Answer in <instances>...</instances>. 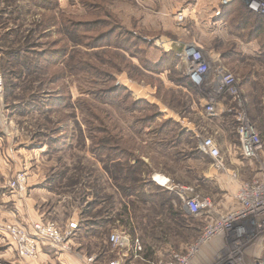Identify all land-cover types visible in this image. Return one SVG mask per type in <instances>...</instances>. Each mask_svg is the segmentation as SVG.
<instances>
[{
  "label": "rangeland",
  "instance_id": "rangeland-1",
  "mask_svg": "<svg viewBox=\"0 0 264 264\" xmlns=\"http://www.w3.org/2000/svg\"><path fill=\"white\" fill-rule=\"evenodd\" d=\"M250 1L0 0V264H34L20 256L7 226L40 219L76 222L72 249L58 251L84 263L118 257L114 232L141 240L142 258L125 264H152L197 245L221 211L189 214L178 187L217 204L225 197L206 178L216 159L199 146L211 138L228 162L230 147L239 146L237 110L263 142L256 171L242 168V180L264 183V14ZM188 45L205 52L210 78L219 67L235 75L241 109L219 97L218 116L210 117L209 90L185 81L179 53ZM20 173L26 190L11 186ZM215 240L213 262L199 253ZM232 256L264 260V227L238 240L228 232L212 238L194 263Z\"/></svg>",
  "mask_w": 264,
  "mask_h": 264
},
{
  "label": "built area",
  "instance_id": "built-area-1",
  "mask_svg": "<svg viewBox=\"0 0 264 264\" xmlns=\"http://www.w3.org/2000/svg\"><path fill=\"white\" fill-rule=\"evenodd\" d=\"M231 0H222L227 4ZM249 8L257 13L264 14V3L251 0ZM186 15L178 13V19L184 20ZM182 61L187 64V74L195 88L209 90L208 97H204L205 109L210 117L218 116V108L222 102L219 97L230 96L236 106L241 109L243 97L240 86L233 73L225 68H217L213 78H210L211 65L205 52L196 45H188L179 53ZM213 60L214 57L212 56ZM236 135L239 141L238 150L242 156L256 159L263 152L261 134L254 123H251L243 110H237ZM205 153H209L216 159V165L222 167V152L214 144L211 138L203 140L199 146ZM25 175L19 174L11 183L13 189L26 188ZM161 186L172 189L174 185L168 176L158 175L154 177ZM26 190V189H25ZM187 212L194 216L211 214L214 211V201L209 196H201L194 193L190 186L178 187ZM239 206L227 213H221L220 217L210 218L199 243L187 251L173 252L166 258H162L152 264H195L194 255L200 249L201 244L225 232L236 235L237 240L247 233L248 229L264 227V183L245 182L236 194ZM262 217V218H261ZM261 218V219H259ZM74 221L65 227L54 221L45 222L43 219L26 225L13 224L7 226V232L13 237L17 251L24 258L37 257L42 244H47L57 250H71L76 228ZM261 227V228H260ZM110 242L118 250V257L109 264H125L129 259L142 258L143 246L139 237H131L125 232H114L110 236ZM200 245V246H199ZM96 257H88V264H94ZM224 264H243L241 256H232ZM251 264H264V260H256Z\"/></svg>",
  "mask_w": 264,
  "mask_h": 264
},
{
  "label": "crops",
  "instance_id": "crops-1",
  "mask_svg": "<svg viewBox=\"0 0 264 264\" xmlns=\"http://www.w3.org/2000/svg\"><path fill=\"white\" fill-rule=\"evenodd\" d=\"M216 55L218 56L217 53L213 54L214 57H216ZM238 151V147L235 148L231 146L229 149L228 162H225V160L223 159L222 167L213 168L212 166H210V174L209 176H206V178L210 181V184L214 186L216 185L217 187H220L222 190L226 191V193H224L225 197H223L218 204L212 198L214 201V208L216 210L219 209L221 213H227L239 206L236 194L242 187L244 182V180H242L244 178V172H242V168H244L249 174H252L256 171V168L253 164V158L244 157L240 152L238 154ZM206 154L212 157L209 153ZM236 155H241V157L243 158L242 160H247L248 163H246V161H241V159ZM227 163H229V167H227ZM257 173H259V171H257ZM212 244H208L202 247L199 254L200 256L205 257H209L210 255H212V261L214 262L215 255L217 254L216 251L221 246V241L215 240ZM56 250L57 249L52 247L43 248L42 250H40L37 257L26 259L31 260V262H33L34 264H88L86 261L84 263V260L82 258L77 259L74 256L72 257L69 254L71 252L68 253L65 251Z\"/></svg>",
  "mask_w": 264,
  "mask_h": 264
},
{
  "label": "trees",
  "instance_id": "trees-1",
  "mask_svg": "<svg viewBox=\"0 0 264 264\" xmlns=\"http://www.w3.org/2000/svg\"><path fill=\"white\" fill-rule=\"evenodd\" d=\"M39 2H42V1H39ZM185 81H186V83H188L189 84V87L190 88H195L194 86H193V84H192V82H191V80H190V78H189V76L186 74L185 75ZM169 209V212L171 213H169V215H172V218H174L176 215H178V213H174L175 211L174 210H172V208H168ZM128 215H129V213H128ZM129 218V217H128Z\"/></svg>",
  "mask_w": 264,
  "mask_h": 264
}]
</instances>
